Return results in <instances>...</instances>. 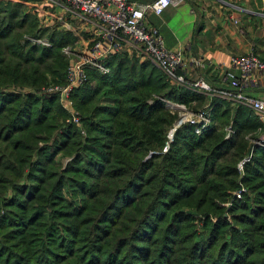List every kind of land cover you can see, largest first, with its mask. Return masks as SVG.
<instances>
[{
    "label": "trees",
    "instance_id": "trees-1",
    "mask_svg": "<svg viewBox=\"0 0 264 264\" xmlns=\"http://www.w3.org/2000/svg\"><path fill=\"white\" fill-rule=\"evenodd\" d=\"M46 36L51 47L29 40ZM75 40L0 0V264H264L254 113L120 53L72 91L80 125L70 124L43 87L66 83L62 50ZM165 101L211 104L213 127L184 124L169 141L178 121Z\"/></svg>",
    "mask_w": 264,
    "mask_h": 264
},
{
    "label": "built area",
    "instance_id": "built-area-1",
    "mask_svg": "<svg viewBox=\"0 0 264 264\" xmlns=\"http://www.w3.org/2000/svg\"><path fill=\"white\" fill-rule=\"evenodd\" d=\"M9 1V0H7ZM47 4H54L63 13L71 15L72 18L80 21H86L94 26L91 41L92 46L87 50L85 57L79 62H72L68 71V83L66 87L55 91L61 92L63 106L69 111V97L72 91L82 86L87 75L85 70L89 65L96 68L102 74H109L110 69L105 66V61L114 54L126 53L130 57H135L141 61L147 60L160 69L163 74L173 85L182 86L198 94L209 96L210 98L221 99L233 106L244 107L254 113L262 124L264 131V96L254 98L246 91L251 85L257 84L255 78L261 76L264 78V60L254 53L245 55H235L231 59L234 70H227L224 73L226 88L217 89L204 78L191 81L185 74V58L182 51H175L166 46L165 39L160 30L153 26L147 25V17L150 14L162 15L170 6H178L183 0H156L151 4L130 3L128 0H43ZM36 8V7H35ZM38 17L41 27L46 23L50 25L52 21L46 20L50 13L46 14L42 10H34ZM53 14V13H52ZM65 18V16H63ZM64 18H55L59 22V28L65 27L73 31ZM52 20V19H51ZM237 24L238 21L234 20ZM45 24V25H44ZM33 44L51 47L49 40L30 39ZM66 54H71L67 52ZM51 91H54L51 89ZM51 93V92H48ZM176 110L185 109V105H173L170 101H165ZM202 112L201 120H190L195 126L197 135H201L209 126V113L212 105L206 107ZM71 110V109H70ZM209 112V113H208ZM208 113V114H207ZM72 122L79 124L80 119L77 113H70ZM209 117V118H208ZM200 123V127H199ZM184 125L178 121L168 134L169 141L173 139L176 130ZM228 136L231 135V127L227 128ZM264 135V134H263ZM256 143H264L263 139L257 140ZM168 145L165 150H167ZM249 160L244 158L239 162V169H243V164Z\"/></svg>",
    "mask_w": 264,
    "mask_h": 264
},
{
    "label": "crops",
    "instance_id": "crops-1",
    "mask_svg": "<svg viewBox=\"0 0 264 264\" xmlns=\"http://www.w3.org/2000/svg\"><path fill=\"white\" fill-rule=\"evenodd\" d=\"M9 1L22 2L30 9L42 3L44 8L38 10L45 14L49 12L55 18L65 16L64 20L75 32L92 36V24L72 18L52 3L43 0ZM128 1L151 4L156 0ZM234 20L238 23L235 24ZM147 25L160 30L169 49L182 51L184 72L189 80L205 78L217 89L227 87L224 73L234 70L233 56L254 53L264 60V0H183L160 16L150 14ZM256 81L257 84L246 91L250 96L260 98L264 96V78L257 76Z\"/></svg>",
    "mask_w": 264,
    "mask_h": 264
},
{
    "label": "rangeland",
    "instance_id": "rangeland-1",
    "mask_svg": "<svg viewBox=\"0 0 264 264\" xmlns=\"http://www.w3.org/2000/svg\"><path fill=\"white\" fill-rule=\"evenodd\" d=\"M7 1V0H6ZM36 7V8H35ZM33 9H32V11H34V10H37V9H42V8H44V6H43V4L42 3H40V4H38V5H36ZM36 16V15H35ZM54 16H50V18L48 19V17L46 16L45 18H46V20H50L51 21V19H52V22L50 23V25H48L47 23H46V25H45V27H42V28H47L48 30H50V31H55V33H63V32H71L73 35H74V37L76 38V40H75V42L74 43H72V44H70V45H68L66 48H64L63 50H62V54L66 57V59L68 60V62H69V65H68V67L66 68V70H65V73H66V78H67V81H66V83L65 84H61V83H58V82H61L60 80L58 81V82H53V80L51 79V77L49 76V82L43 87V92L44 93H47L48 94V92H51V93H56L58 96H59V102H60V104L62 105L63 103L62 102H64V101H62V99H61V92L60 91H55V88H59V89H62V88H64V87H66V85H67V83H68V71H69V68H70V66H71V64H72V62H79V61H81L84 57H85V54H86V52H87V50L89 51V49H90V47L92 46V42L93 41H91V42H89L90 40H91V37L92 36H84V34H79L78 32H73V31H70V30H68V29H66L65 27H61V28H59V25H57L58 24V20L57 19H55V17L53 18ZM40 21V20H39ZM42 39H44V40H49L48 39V36H46V37H43ZM67 52H71V54H66ZM143 61H145V60H143ZM87 69L85 70V72H86V75H87V80H86V82L83 84V85H85L88 81H89V78H88V73H87V71L89 70V69H96V68H94V67H91V66H87L86 67ZM97 72H99L98 70H97ZM100 73V72H99ZM102 74V73H101ZM103 75V74H102ZM205 79V78H204ZM206 80V79H205ZM82 85V86H83ZM173 86H176V85H173ZM178 87H182V86H178ZM51 89L52 90H54V91H51ZM50 94V93H49ZM208 98L210 99V100H213L212 98H210L209 96H208ZM68 102H71L70 101V97H69V101ZM167 103V102H166ZM173 105H177V103H174V102H171ZM63 106V105H62ZM64 107V106H63ZM206 106L204 105V106H200V107H198V105L197 104H193L192 106H185V109H179V110H176V107H175V110H172V109H170V111L172 112V111H174L175 113H174V115L177 117V121H181L182 123H184V124H186V125H188L189 123H187V122H189L191 119L192 120H201V115H202V112L203 111H206V108H205ZM65 108V107H64ZM71 109V110H70ZM70 109H69V113H72V112H74V113H77L76 112V110H74V108L71 106L70 107ZM212 111H210V113H211ZM209 113V112H208ZM207 113V114H208ZM210 113H209V116H210ZM211 116H212V114H211ZM79 117V116H78ZM209 118V117H208ZM212 119V118H211ZM70 124L71 123H73L72 121H68ZM213 122H212V120H210V122L208 123V128L207 129H209V128H212L213 127V124H212ZM78 125H80V123L78 124ZM189 125H192V126H194L193 124H189ZM199 127H200V123H199ZM223 130H224V132H225V136H227L228 135V131H227V127H225V128H223ZM171 131V130H170ZM169 131V132H170ZM205 131V130H204ZM169 134V133H168ZM195 134H196V131H195ZM201 134H203V133H201ZM261 137H262V139H263V133H262V135H260ZM261 137H260V139H261ZM263 144V143H262ZM164 151H165V148H164ZM57 159H58V162L61 164V165H64V163H65V161H66V159H64L61 155H59L58 157H57Z\"/></svg>",
    "mask_w": 264,
    "mask_h": 264
},
{
    "label": "bare ground",
    "instance_id": "bare-ground-1",
    "mask_svg": "<svg viewBox=\"0 0 264 264\" xmlns=\"http://www.w3.org/2000/svg\"><path fill=\"white\" fill-rule=\"evenodd\" d=\"M99 71V70H98ZM100 72V71H99ZM101 73V72H100ZM110 73V72H109ZM103 75H105V74H103ZM107 75V74H106ZM192 91V90H191ZM194 92V91H193ZM218 99V98H217ZM212 110H213V106H212ZM211 110V111H212ZM211 114H212V112L210 113V119L212 118V116H211ZM212 120V119H211Z\"/></svg>",
    "mask_w": 264,
    "mask_h": 264
}]
</instances>
